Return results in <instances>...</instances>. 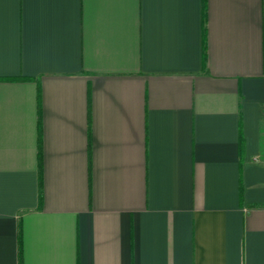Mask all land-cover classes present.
Listing matches in <instances>:
<instances>
[{"label":"crops","instance_id":"0c3cea01","mask_svg":"<svg viewBox=\"0 0 264 264\" xmlns=\"http://www.w3.org/2000/svg\"><path fill=\"white\" fill-rule=\"evenodd\" d=\"M0 264H264V0H0Z\"/></svg>","mask_w":264,"mask_h":264}]
</instances>
